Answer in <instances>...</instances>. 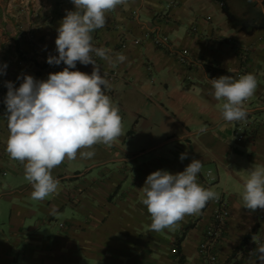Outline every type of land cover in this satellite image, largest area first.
Here are the masks:
<instances>
[{"label": "crops", "instance_id": "0c3cea01", "mask_svg": "<svg viewBox=\"0 0 264 264\" xmlns=\"http://www.w3.org/2000/svg\"><path fill=\"white\" fill-rule=\"evenodd\" d=\"M66 10L75 11L70 0H0V264H207L198 249L220 205L209 201L156 232L139 190L153 172L177 174L193 159L203 164L198 183L218 192L227 211L216 264H255L244 245L253 236L264 244V209L244 208L242 193L247 170L264 166V0H127L106 13L92 43L127 60L113 67L93 58L112 85L106 94L123 133L111 147L95 145L91 159H65L52 170L58 191L34 200L24 165L6 151L5 84L64 70L47 59L58 56ZM70 71L90 75L93 66L77 62ZM248 73L258 82L248 116L226 123L209 80Z\"/></svg>", "mask_w": 264, "mask_h": 264}, {"label": "clouds", "instance_id": "9594fccd", "mask_svg": "<svg viewBox=\"0 0 264 264\" xmlns=\"http://www.w3.org/2000/svg\"><path fill=\"white\" fill-rule=\"evenodd\" d=\"M70 2L75 11L66 10L57 29L58 56L50 55L47 59L49 65L63 63L64 70L49 74L43 81L24 75L18 88L12 82L5 84L9 131L6 151L10 158L24 165L25 179L31 184L34 200L42 201L58 191L60 181L53 177L52 170L65 159L75 160L78 153L82 159H91L95 156V145L111 147L123 133L120 109L106 94L112 85L101 75V68L93 57L113 67L125 62L127 57L122 53L113 57L111 49L95 47L92 33L106 26V13L126 5L127 0ZM77 62L92 65L91 74L70 71L76 68ZM6 68V64L0 67V75L6 74ZM209 83L215 100L223 101L220 107L226 123L247 118L244 104L258 86L254 74L238 79L224 75ZM206 130L207 126L200 129L201 132ZM187 156L182 153L180 161ZM202 167L200 160L193 159L183 172L171 174L157 170L147 176L139 190L144 194L141 202L151 217V230L173 228L185 216L199 214L209 201L219 200L218 192L198 183ZM247 172L242 193L244 208L264 209V166L253 165ZM255 239L253 236L254 242ZM253 253L256 261L264 264V244L258 245Z\"/></svg>", "mask_w": 264, "mask_h": 264}, {"label": "built area", "instance_id": "2783aa9c", "mask_svg": "<svg viewBox=\"0 0 264 264\" xmlns=\"http://www.w3.org/2000/svg\"><path fill=\"white\" fill-rule=\"evenodd\" d=\"M154 42L159 47L161 46L164 47V45L167 42V39L165 37H161L158 35L154 38ZM48 54L52 56H55V55L57 56V53L53 51L52 52L49 51ZM186 55H187V52L181 53L180 59L182 61H186ZM215 202L219 204L220 207L216 210L214 214V225L211 229H209L207 233V240L201 243L198 249L199 254L205 259L207 264H216V256L213 253V248L216 244V241L219 239V237L222 234L225 219L227 217L226 209H223L221 207L222 201L219 199V200H215ZM244 248H245V254L248 256H252L254 254L253 251L256 249V242H254L253 240H250L246 242V244L244 245Z\"/></svg>", "mask_w": 264, "mask_h": 264}]
</instances>
